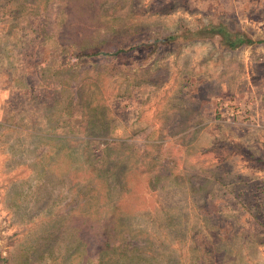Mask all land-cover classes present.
<instances>
[{
  "label": "rangeland",
  "instance_id": "1",
  "mask_svg": "<svg viewBox=\"0 0 264 264\" xmlns=\"http://www.w3.org/2000/svg\"><path fill=\"white\" fill-rule=\"evenodd\" d=\"M0 264H264V0H0Z\"/></svg>",
  "mask_w": 264,
  "mask_h": 264
},
{
  "label": "trees",
  "instance_id": "2",
  "mask_svg": "<svg viewBox=\"0 0 264 264\" xmlns=\"http://www.w3.org/2000/svg\"><path fill=\"white\" fill-rule=\"evenodd\" d=\"M218 35L220 37V41L229 48H235L241 44L252 42L246 35L240 32H234L228 29L224 24H214L210 23L206 26H203L199 29L195 36L199 37H213ZM122 50H117V52H121Z\"/></svg>",
  "mask_w": 264,
  "mask_h": 264
}]
</instances>
